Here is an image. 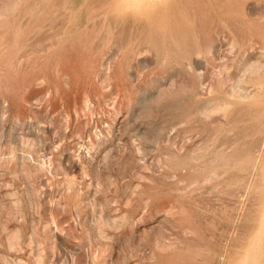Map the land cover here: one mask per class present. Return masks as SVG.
Segmentation results:
<instances>
[{
  "label": "rangeland",
  "instance_id": "rangeland-1",
  "mask_svg": "<svg viewBox=\"0 0 264 264\" xmlns=\"http://www.w3.org/2000/svg\"><path fill=\"white\" fill-rule=\"evenodd\" d=\"M0 264H264V0H0Z\"/></svg>",
  "mask_w": 264,
  "mask_h": 264
},
{
  "label": "bare ground",
  "instance_id": "bare-ground-1",
  "mask_svg": "<svg viewBox=\"0 0 264 264\" xmlns=\"http://www.w3.org/2000/svg\"><path fill=\"white\" fill-rule=\"evenodd\" d=\"M156 1V0H155ZM138 4V3H137Z\"/></svg>",
  "mask_w": 264,
  "mask_h": 264
}]
</instances>
